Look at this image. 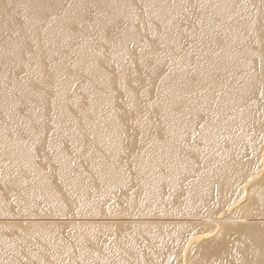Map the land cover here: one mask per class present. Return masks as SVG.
Segmentation results:
<instances>
[{"label": "bare ground", "instance_id": "bare-ground-1", "mask_svg": "<svg viewBox=\"0 0 264 264\" xmlns=\"http://www.w3.org/2000/svg\"><path fill=\"white\" fill-rule=\"evenodd\" d=\"M0 264H264V0H0Z\"/></svg>", "mask_w": 264, "mask_h": 264}, {"label": "snow or ice", "instance_id": "snow-or-ice-1", "mask_svg": "<svg viewBox=\"0 0 264 264\" xmlns=\"http://www.w3.org/2000/svg\"><path fill=\"white\" fill-rule=\"evenodd\" d=\"M57 3L58 0H38V4H47L50 6L55 5ZM91 25L93 26V28L103 27L105 31V36H107V25H102L101 22L98 20H92ZM81 26H83V24H81ZM159 46L163 47V44L161 43ZM139 111V101L134 96L130 97L129 104L127 108H125V115L121 117V127L124 129L125 133H127L129 127H131L134 131H139V129L137 128V124L139 122ZM30 130L36 134L37 138H39L41 134L40 128H32ZM140 134L143 135L142 132ZM129 147L132 151H136L134 145H130Z\"/></svg>", "mask_w": 264, "mask_h": 264}]
</instances>
